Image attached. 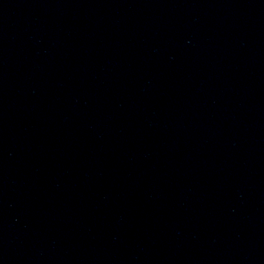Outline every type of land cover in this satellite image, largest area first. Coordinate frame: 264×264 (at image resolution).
<instances>
[{"label":"water","instance_id":"water-1","mask_svg":"<svg viewBox=\"0 0 264 264\" xmlns=\"http://www.w3.org/2000/svg\"><path fill=\"white\" fill-rule=\"evenodd\" d=\"M0 264H264V0H0Z\"/></svg>","mask_w":264,"mask_h":264}]
</instances>
